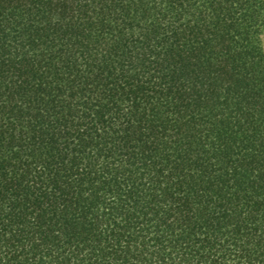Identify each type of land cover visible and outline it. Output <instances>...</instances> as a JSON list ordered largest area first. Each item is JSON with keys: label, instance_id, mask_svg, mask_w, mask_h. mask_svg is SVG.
<instances>
[{"label": "trees", "instance_id": "16d2710c", "mask_svg": "<svg viewBox=\"0 0 264 264\" xmlns=\"http://www.w3.org/2000/svg\"><path fill=\"white\" fill-rule=\"evenodd\" d=\"M264 0H0V264H264Z\"/></svg>", "mask_w": 264, "mask_h": 264}, {"label": "rangeland", "instance_id": "374dc122", "mask_svg": "<svg viewBox=\"0 0 264 264\" xmlns=\"http://www.w3.org/2000/svg\"><path fill=\"white\" fill-rule=\"evenodd\" d=\"M262 44H263V49H264V31H263V34H262Z\"/></svg>", "mask_w": 264, "mask_h": 264}]
</instances>
